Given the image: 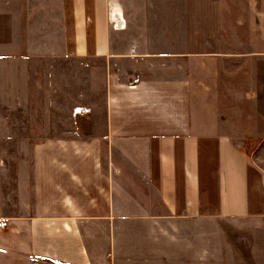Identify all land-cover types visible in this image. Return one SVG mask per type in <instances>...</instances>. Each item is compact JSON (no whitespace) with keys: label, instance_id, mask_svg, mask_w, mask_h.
Listing matches in <instances>:
<instances>
[{"label":"crops","instance_id":"1","mask_svg":"<svg viewBox=\"0 0 264 264\" xmlns=\"http://www.w3.org/2000/svg\"><path fill=\"white\" fill-rule=\"evenodd\" d=\"M58 2L65 56L99 63L71 72L93 76L92 110L79 104L88 114L76 115L92 126L33 146L25 207L7 223L12 238L0 236V264H198L199 245L213 254L211 226L264 220L263 171L220 122L199 116L198 101L223 95L200 99L181 55L167 72L125 45L113 0Z\"/></svg>","mask_w":264,"mask_h":264},{"label":"rangeland","instance_id":"2","mask_svg":"<svg viewBox=\"0 0 264 264\" xmlns=\"http://www.w3.org/2000/svg\"><path fill=\"white\" fill-rule=\"evenodd\" d=\"M113 2L122 14L120 26L113 27L132 51L149 55L151 66L167 72L178 67L181 55L180 66L192 68L203 91L200 99L203 93L223 95V101H198L200 118L220 122L264 173L263 0ZM67 45L58 0H0V236L6 230L11 237L7 223L25 207L33 146L62 131L88 132L92 126L76 115L79 104L92 110L93 76L82 82V74L71 72H90L99 63L65 56ZM3 68L18 73L4 79ZM37 98L55 100L29 101ZM73 118L76 123H69ZM211 228L213 254L206 259L199 245L198 264H264V220Z\"/></svg>","mask_w":264,"mask_h":264},{"label":"bare ground","instance_id":"3","mask_svg":"<svg viewBox=\"0 0 264 264\" xmlns=\"http://www.w3.org/2000/svg\"><path fill=\"white\" fill-rule=\"evenodd\" d=\"M112 15H113V18H114V19H117V17H119L118 21H116L115 24L118 25V26H120V22H119V20L121 19V16H122L120 10H117L116 13H114V14H112ZM123 20H124V19H123Z\"/></svg>","mask_w":264,"mask_h":264}]
</instances>
